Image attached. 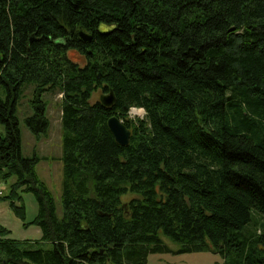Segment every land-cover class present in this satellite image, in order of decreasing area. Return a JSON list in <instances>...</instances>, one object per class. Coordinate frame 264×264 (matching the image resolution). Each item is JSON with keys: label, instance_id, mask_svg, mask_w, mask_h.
<instances>
[{"label": "trees", "instance_id": "1", "mask_svg": "<svg viewBox=\"0 0 264 264\" xmlns=\"http://www.w3.org/2000/svg\"><path fill=\"white\" fill-rule=\"evenodd\" d=\"M0 87V180L13 178L0 199L24 220L32 193L24 225L41 231L19 240L0 225V264H146L164 252L264 264V231L246 229L264 225V0H0ZM29 87L37 141L43 95L61 96V217L38 155H22L16 106ZM98 90L112 91L110 107L91 101Z\"/></svg>", "mask_w": 264, "mask_h": 264}, {"label": "rangeland", "instance_id": "2", "mask_svg": "<svg viewBox=\"0 0 264 264\" xmlns=\"http://www.w3.org/2000/svg\"><path fill=\"white\" fill-rule=\"evenodd\" d=\"M72 59L77 57L73 51L69 52ZM106 92L96 91L91 98V101L97 100ZM0 96L4 97L2 88L0 87ZM31 98L30 87L25 89L17 100L16 115L19 118V127L21 134V149L24 157H31L37 154L39 161L36 165L38 176L43 180L51 191L56 205V213L59 217L62 216L61 208V191H62V137H61V96L57 92H46L43 95L46 102V116L48 120L47 134L37 141L31 132L26 128L24 118L32 114V109L29 105ZM140 108H131L128 111L127 117L131 120L142 118L145 111H139ZM0 132H3V125L0 123ZM37 138V137H36ZM13 178L7 181L0 180V196L7 193L8 185ZM9 200L0 199V225L9 230L6 235L19 240H38L41 237L40 228L34 224L24 225L25 222H31L37 212V204L35 197L30 192H23L22 199L19 201L24 206L25 218L20 219L8 205ZM126 201V199L124 200ZM125 203V202H124ZM255 213L252 214L254 220ZM256 221L261 219L255 215ZM264 225L257 224L251 221L247 224L248 233L255 234L259 231H264ZM165 242L173 249L177 245L171 242L168 238L163 237ZM44 248H49L50 244L42 243ZM264 253V251H263ZM225 259L218 253L212 252H190V253H151L148 255L146 264H223Z\"/></svg>", "mask_w": 264, "mask_h": 264}, {"label": "water", "instance_id": "3", "mask_svg": "<svg viewBox=\"0 0 264 264\" xmlns=\"http://www.w3.org/2000/svg\"><path fill=\"white\" fill-rule=\"evenodd\" d=\"M79 37L84 41H90L91 35L79 31ZM99 101L107 107H110L114 102V96L112 91L110 90L107 94L101 95ZM107 126L114 137L115 141L121 145L126 146L129 143L131 131L130 129L120 120L116 115H111L107 120ZM124 209H126V203L122 205Z\"/></svg>", "mask_w": 264, "mask_h": 264}, {"label": "clouds", "instance_id": "4", "mask_svg": "<svg viewBox=\"0 0 264 264\" xmlns=\"http://www.w3.org/2000/svg\"><path fill=\"white\" fill-rule=\"evenodd\" d=\"M139 111H144V109L143 108H140Z\"/></svg>", "mask_w": 264, "mask_h": 264}]
</instances>
